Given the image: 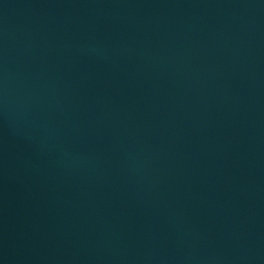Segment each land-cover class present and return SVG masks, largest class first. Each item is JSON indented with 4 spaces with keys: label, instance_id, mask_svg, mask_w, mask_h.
<instances>
[{
    "label": "water",
    "instance_id": "1",
    "mask_svg": "<svg viewBox=\"0 0 264 264\" xmlns=\"http://www.w3.org/2000/svg\"><path fill=\"white\" fill-rule=\"evenodd\" d=\"M0 264H264V0H0Z\"/></svg>",
    "mask_w": 264,
    "mask_h": 264
}]
</instances>
